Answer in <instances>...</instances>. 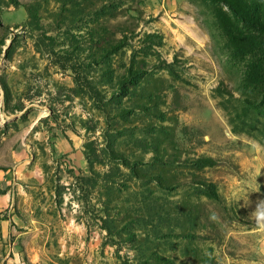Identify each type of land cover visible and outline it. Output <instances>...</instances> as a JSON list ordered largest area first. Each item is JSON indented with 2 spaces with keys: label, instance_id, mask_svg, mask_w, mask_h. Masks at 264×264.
<instances>
[{
  "label": "rangeland",
  "instance_id": "obj_1",
  "mask_svg": "<svg viewBox=\"0 0 264 264\" xmlns=\"http://www.w3.org/2000/svg\"><path fill=\"white\" fill-rule=\"evenodd\" d=\"M218 6L0 0V262L264 264V34Z\"/></svg>",
  "mask_w": 264,
  "mask_h": 264
},
{
  "label": "trees",
  "instance_id": "obj_2",
  "mask_svg": "<svg viewBox=\"0 0 264 264\" xmlns=\"http://www.w3.org/2000/svg\"><path fill=\"white\" fill-rule=\"evenodd\" d=\"M219 5L217 19L228 37L240 46L237 31L241 29L259 31L264 34V0H209ZM241 25V27H240ZM210 195L218 198L213 185H208ZM210 187H212L210 189Z\"/></svg>",
  "mask_w": 264,
  "mask_h": 264
},
{
  "label": "clouds",
  "instance_id": "obj_3",
  "mask_svg": "<svg viewBox=\"0 0 264 264\" xmlns=\"http://www.w3.org/2000/svg\"><path fill=\"white\" fill-rule=\"evenodd\" d=\"M241 208L248 210V219L253 221L256 230L264 232V199L251 201L249 197L243 201Z\"/></svg>",
  "mask_w": 264,
  "mask_h": 264
},
{
  "label": "built area",
  "instance_id": "obj_4",
  "mask_svg": "<svg viewBox=\"0 0 264 264\" xmlns=\"http://www.w3.org/2000/svg\"><path fill=\"white\" fill-rule=\"evenodd\" d=\"M0 264H4L3 262H0ZM16 264H26L25 262L21 263L20 261L17 262Z\"/></svg>",
  "mask_w": 264,
  "mask_h": 264
}]
</instances>
